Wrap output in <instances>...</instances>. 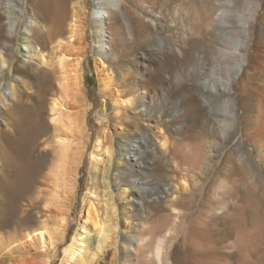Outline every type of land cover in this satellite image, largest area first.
Segmentation results:
<instances>
[{
  "label": "rangeland",
  "instance_id": "374dc122",
  "mask_svg": "<svg viewBox=\"0 0 264 264\" xmlns=\"http://www.w3.org/2000/svg\"><path fill=\"white\" fill-rule=\"evenodd\" d=\"M74 1L65 21L70 29L77 13L75 35L64 42L73 69L64 126L51 112L60 88L59 28L42 23L36 52L22 27L16 49L25 61L33 57L29 67L17 75L3 68L0 180H13L12 165L21 164L8 137L17 136L39 99L44 105L32 120L38 136L29 153L42 163L9 215L0 186V264H157L163 239L172 264H264V160L255 142L238 147L264 107V79L246 65L232 94L211 103L200 83L221 61L233 62L231 53L244 42L247 60L258 49L264 55V0H124L105 47L91 20L96 0H88L86 12ZM217 14L223 24L213 23ZM220 47L230 57L219 55ZM46 76L51 84L42 93ZM234 96L246 116L241 127L232 117ZM61 136L70 158L57 180ZM218 142L208 162L207 149ZM46 222L51 241L40 232ZM103 234L109 237L99 248Z\"/></svg>",
  "mask_w": 264,
  "mask_h": 264
},
{
  "label": "bare ground",
  "instance_id": "6f19581e",
  "mask_svg": "<svg viewBox=\"0 0 264 264\" xmlns=\"http://www.w3.org/2000/svg\"><path fill=\"white\" fill-rule=\"evenodd\" d=\"M69 1L71 0H0V98L1 99H2V95L5 94L4 86L2 84V79L4 78V74H5V70L3 69L5 68L4 66L7 64L8 68L10 67V73L13 75H17V72L20 71L21 66L28 69L29 62L31 58H33L31 56V58L28 59V61H25L23 58L21 59V57L18 54V51L16 49V44H17V40H21L20 39L22 33L21 28L25 27L26 30H29L31 32L29 36L24 37V39H26L27 41L25 44L27 46L31 45L32 48L36 49V52L39 47L41 48V50L43 47V42L42 39L40 38V30L43 28L42 23L45 22L51 23L53 27H55L56 29L59 28V31L61 32L60 36H57L56 38L57 48H60V51L56 52V56H58L57 72L59 73L57 76V81L60 84V88L58 91L59 94L58 97L54 98L51 105V112L53 114L52 120L59 127H61V125L63 126L65 125L63 119V115H64L63 108H64V103L66 102V98L70 93V86L72 87L70 81L72 80L71 77L73 75L72 74L73 69L68 64V60H67L68 50H65L64 42L65 40L71 41L73 36L75 35V31L77 30L75 29V25L77 23L73 22L74 21L73 18L77 16L76 12L72 14V21L69 23L70 29L65 28L67 4L69 3ZM234 1L235 0H230L231 3H233ZM73 3L78 4V6L80 5L79 8L80 12H86V8L90 7V2L88 0H83V1L76 0ZM93 7H94V12L91 16V20H92L94 32L99 39V44H101L102 47H105L107 43L110 44L111 42L110 34H109L110 22L113 20L116 14H120L123 11L124 0H96L93 4ZM29 11H31L32 13L31 16L33 18V20H31L30 23L26 20V16L28 15ZM223 20H224L223 16L217 14L212 21L214 24L220 25L223 24ZM259 22L261 24L260 35L262 38H264V27H263L264 17ZM250 26L251 25L247 20L244 25V27L246 28L245 32L247 35L251 34L250 33L251 31H249ZM244 44L246 43L244 42L243 44H240V46L238 45L235 48V51L231 53V59L232 58L234 59L233 62L232 60L221 61L219 66H215L212 68V72L210 73L209 76H206V78L201 80L200 82L201 86L204 89L209 90V93L205 94L206 102L211 103L213 101V98L220 93L228 94V96L231 95L233 92V86L237 82V80L242 77L244 71L246 70L245 68L246 65H250L249 70L255 71V73H258L264 79V55H262V53H260L261 51H259L258 49L254 52V56L252 57V59L250 58L251 60H247L246 53L244 52L243 49L245 48ZM221 47L218 49L219 55H221L223 58H225L226 56L230 57V53H228L227 51L224 50V48ZM201 57L203 59L206 58L205 55ZM50 84H51V79H49V77L46 76V78L42 80V88H41L42 93H44L48 89ZM262 88H264V83L262 85ZM231 99H232L231 103L233 106L232 117L235 122L234 125L241 127L246 116H243L241 114V111L239 110L240 108L238 106L237 98L234 96ZM38 103H39L37 108L38 110L33 108L30 111L32 114L29 113L26 116V119L17 128V136L13 138H11V136L8 137V144L11 150L21 161L20 166H15V164L12 165V169L14 172L13 180H11L9 183L6 180H2V179L0 180V186L4 189L5 193L7 194V197L5 198L4 208L8 211V215L11 213L12 207L15 206V204H17L18 198L29 189L30 183L33 177L38 173V169L40 167V164L42 163L31 160L29 158V153L31 152L32 146L38 136V131L32 127L33 124L32 120L34 119L33 117L39 114L40 109H42L44 105L43 99H39ZM259 111L260 112H257L259 113V115L256 113L257 118H254L255 122L253 121L254 128L247 127L245 130L243 129L245 136L243 139L241 138L239 140L238 147H243L247 143L255 142L256 147L259 148L262 153L261 155L262 158L261 157L260 158L264 160V107L262 106V108ZM68 118L69 117H67V119ZM219 121L222 120L219 119L218 122ZM61 138L62 136L57 140L59 143L58 146L59 152L57 155V159L55 158L56 162L54 164V171H55L54 177L57 180L58 178H60V176H62L63 173L67 172L66 163L70 158L68 154L69 145L65 142L64 139ZM220 147L221 144L220 142H218L213 147L207 149L209 153V156L207 157L208 162H209V158L214 156L213 153H215L216 149H219ZM162 148L164 151L167 150L166 141H164V143L162 144ZM233 154H234L233 151H231L227 156L232 157ZM219 155L223 156V154H219ZM193 166H194L193 163L191 165H187L186 166L187 170H189ZM210 166H211V161L208 164V167ZM40 232L43 236L46 235L47 233L50 236L49 240L51 241L53 237V232L51 231V227L49 224H47V222L43 224ZM108 237H109L108 234L102 235V238L100 239L98 244L99 248L101 247V244L103 245L104 243L107 242ZM163 240L159 241L157 247L155 246L156 247L155 258L157 264H172L165 251V247H164L165 243L163 244L164 242ZM76 241L77 240L75 237L71 243V248H69L68 254L70 256L72 255L71 258H73L74 255H76L75 249L72 248L73 246H75ZM40 263L49 264V261L43 260L40 261Z\"/></svg>",
  "mask_w": 264,
  "mask_h": 264
}]
</instances>
